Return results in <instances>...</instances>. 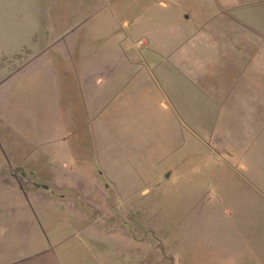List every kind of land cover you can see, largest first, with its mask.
<instances>
[{
    "label": "rangeland",
    "instance_id": "1",
    "mask_svg": "<svg viewBox=\"0 0 264 264\" xmlns=\"http://www.w3.org/2000/svg\"><path fill=\"white\" fill-rule=\"evenodd\" d=\"M243 5L229 11L213 0H0V67L39 60L55 68H110L88 90L72 73L70 83H60L61 98L35 73H24L38 91L31 138L61 150L74 166L36 170L49 182L76 181L74 190L45 185V203L52 193L66 194L57 224L67 218L73 227H100L89 235L109 244L138 243L131 253L141 264H252L230 241L228 222L220 232L217 221L218 212L230 211L232 182L241 176L233 167L245 148L264 164V2ZM89 103L99 114L92 129ZM57 126L64 135L71 127L75 137H50ZM1 133L14 148L24 141L6 125ZM10 155L20 160V153ZM39 162L56 163L45 156ZM256 165L253 176L264 178ZM92 177L98 186H90ZM45 212L52 218L51 209ZM115 252L125 258L129 249Z\"/></svg>",
    "mask_w": 264,
    "mask_h": 264
},
{
    "label": "crops",
    "instance_id": "2",
    "mask_svg": "<svg viewBox=\"0 0 264 264\" xmlns=\"http://www.w3.org/2000/svg\"><path fill=\"white\" fill-rule=\"evenodd\" d=\"M213 1L217 8L229 11L240 8L243 1L245 9H252L264 2V0ZM109 69L55 68L40 64L39 60H36L35 64L26 66L23 62L17 68L0 67V133L6 125L9 130L12 128L15 131L12 137L24 139L20 141L21 148H14L8 143L10 136L7 133H5L7 136L4 133L0 134V218H5L0 219V264H141L139 253L137 258L134 252L131 253L135 248L140 249L138 243L133 241L113 243L112 241L111 245L98 236L89 235L102 231L100 227L88 224L73 227L67 223V218L64 219L63 224L61 222L57 224L56 221L60 220L58 216L62 213L61 207L64 205L62 201H65L66 194H58L57 197L52 193V199L48 196V202L45 203L42 199L46 196L45 191L48 188L44 186L46 184L68 185L74 190L76 181L71 178L72 176H68L57 177L49 182L39 178V172L36 171L41 168L74 169V166L67 163L65 156L60 157L62 155L60 149V152L57 150L53 153L36 138H31L38 127V106L33 105L37 103L33 101V98L38 97L34 92L38 93V91H34L30 88V83L24 81V73H35L39 82L51 86L54 93L61 98L64 88L60 86V83L63 79L70 83L72 73L76 75L75 79L82 89L84 86L88 90L89 86L97 87V84L102 83L103 76L107 77L106 72ZM78 72L83 74L81 78H78ZM80 92H82L81 89ZM53 103L57 102L54 100L50 106ZM8 105H12L13 108L9 109ZM87 110L89 111L88 124L92 129L91 124L98 120L99 114L96 113L93 116L90 103ZM73 114H71V126L76 121ZM56 134L67 137L69 141L75 137V131L71 127L66 135L60 126L55 127L49 135L56 138ZM259 142H255V147L263 146L262 140ZM24 146L30 148V151L25 150L27 153L30 152L29 154L24 152ZM12 152L20 153V160L12 161L10 159ZM41 152L44 155H40ZM244 153V161H236L233 167L239 170L241 176L232 182L233 196L230 211L227 214L219 210L217 221L220 232L226 231L225 224L226 221L228 222L227 232L230 241L236 243L234 245L238 249L245 250L249 254V258L252 259L250 263L264 264V178L261 175L262 172L258 177H254L252 172L254 163L257 164L256 168L260 169L264 168V164L259 160H256L257 162L251 160L252 151L249 148H245ZM42 156L50 157V160L56 163H40L39 159ZM27 159L32 160L29 162ZM13 168L21 169L27 175L25 177L13 176L9 171ZM90 180L91 187L99 185L96 178L92 177ZM30 181L34 187L29 186ZM76 189L75 186V191ZM77 193H80V190ZM77 193L73 196L78 199L81 196H77ZM84 204H87V200ZM50 209L52 218L45 212ZM63 216L65 217V214ZM69 233L74 235L70 234L68 238ZM112 246L114 249L111 248ZM124 246L129 249L127 257L115 258L116 248Z\"/></svg>",
    "mask_w": 264,
    "mask_h": 264
},
{
    "label": "water",
    "instance_id": "3",
    "mask_svg": "<svg viewBox=\"0 0 264 264\" xmlns=\"http://www.w3.org/2000/svg\"><path fill=\"white\" fill-rule=\"evenodd\" d=\"M166 177L169 178L170 174H167ZM44 187L46 188V186H44ZM172 262H173V259H170V263H168V264H172Z\"/></svg>",
    "mask_w": 264,
    "mask_h": 264
}]
</instances>
